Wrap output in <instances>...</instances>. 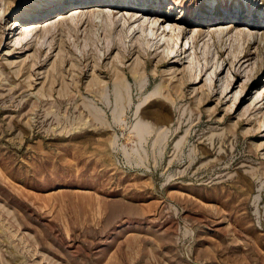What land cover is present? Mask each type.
I'll return each instance as SVG.
<instances>
[{
  "label": "rangeland",
  "instance_id": "1",
  "mask_svg": "<svg viewBox=\"0 0 264 264\" xmlns=\"http://www.w3.org/2000/svg\"><path fill=\"white\" fill-rule=\"evenodd\" d=\"M106 4L0 0V264H264V0H160L162 25L184 29L174 100L149 95L178 56L153 73L164 41L144 45ZM12 21L37 26L28 47ZM117 50L128 93L110 84ZM93 57L109 81L97 96Z\"/></svg>",
  "mask_w": 264,
  "mask_h": 264
},
{
  "label": "bare ground",
  "instance_id": "2",
  "mask_svg": "<svg viewBox=\"0 0 264 264\" xmlns=\"http://www.w3.org/2000/svg\"><path fill=\"white\" fill-rule=\"evenodd\" d=\"M10 1L11 0H8V2H10ZM95 1H97L101 4L107 3L106 5H108L109 7H111V6L126 7V9L128 10L127 12H129V13L131 12V13H130L128 18H126L124 16L121 18L122 26L124 25V21H126V24L129 23V24H127L128 25L127 27L129 30V28L132 26V24L134 22H137L138 23V29L140 30L139 31L140 36L142 37V39H144V40L148 39L146 37L150 36V35L154 36V38L156 39L158 36L159 38L154 43V51L155 52H156V48L159 47V42L161 40L164 41V42L162 41L163 43H165L162 50L160 52H156V58L157 59L155 61L154 67H153V73L156 71V66H158V64L162 63L171 53L172 54H173V52L175 53V55H173V58H174V56H176V57L178 56L176 59H173L171 61V65L165 69V71L167 72L166 74L168 75L167 79L161 80L156 85V87L150 93L149 99L150 100H160V99L174 100L178 97H181L182 95L180 93L173 94L172 91L174 89L178 90V87H180L184 81L182 79V73L178 77L173 78V76L175 75V71L177 69V67H176L177 63H179L181 61V59L184 57V55L181 53L182 52L181 49H178V48L175 49L177 46L178 38H179L180 34L184 33V29L183 28L181 29L178 26H176L174 24L171 25L169 23H166L167 25H165V26L162 25V22L167 20L166 17H159V16L155 15V12L160 11L161 7H163L160 5V0H157V3L154 5H151V6H148L146 1L142 2V3H137L136 0H120L118 3H115L116 0L115 1L114 0H93V2H95ZM66 3L63 1L61 3L58 2L57 6L65 7ZM166 8H170V5H168ZM167 11H169V9ZM224 12H225L224 16L226 17L225 19L229 18L232 21L234 19H239L238 14H240V12H238V10H235V11H227L226 10ZM72 13H73V11H72ZM247 13L248 14L245 16L246 19L249 21V23L254 24V23H252V22H254V19H253V17L251 18L250 10H248ZM33 17H34V15H33ZM149 17H151V18H149ZM57 18H58L57 20H59V18H61V17H57ZM104 18L106 20H108L109 22H111V24L116 23L115 15H113L111 12L105 13ZM212 18L214 19L215 16H212V13H209V16L207 17V19L210 20ZM251 20H252V22H251ZM12 22H13V25H12L13 28L15 30H17V32L19 30V32L17 34L19 36H21L20 38L18 37L15 39V43L17 44V46H20V47H28L29 42L24 41V40H26V37L30 33H32L33 30H35V28L37 26H33L32 23H21V22H17V21H12ZM259 23H261V22H259ZM160 28H161V30H160ZM212 29H214V28L212 27ZM158 31H159V33L156 35V33ZM220 31L223 32L224 29H221ZM242 32H243L242 30H236L235 35L240 36V35H242ZM195 34L197 35V34H199V32H195ZM246 34H248V33H246ZM137 38H136V40H138ZM144 40H143V42H144ZM152 40H154V39H152ZM138 41H137V43H138ZM148 41H149V39L147 40V42L145 40L144 45L148 44ZM141 42L139 41V44H134V45H136V47L134 49H131V52H130L131 53L130 55L131 56L133 55L132 61L128 63V68H129V71L131 73V77L133 78V80L134 81H136V80L140 81L141 80L140 84L138 86L140 90L146 88V84L148 82V76H147L146 71H145L146 64H147V59H146L145 55H146L147 51L145 49L146 47ZM188 48H189V46H188ZM185 51L186 50H183V52H185ZM35 57H36L35 54H32L30 57L31 59L29 58L30 59V64H29L30 68L37 63ZM124 57H125V55L120 50H117V52L111 56L110 73L112 76V81L110 84H111V87H112V90L114 91V93H116V91L119 92L120 90H125L127 92V90L131 88V83H130V81L127 77V74L123 68L124 61H126V59H124ZM23 60H24V58H23ZM23 60H22V62H24ZM59 60L61 62V61H63V58H61ZM71 66L74 67L75 63L71 62ZM189 70H190V68H189ZM90 74H91V78L88 81V83L86 84L87 91L91 95H94V96L102 95V94L106 93L107 90L109 89V81L100 76L101 71H100V68L97 64V59H95V57H93L92 70H91ZM192 77H194V76H192ZM187 78L188 79L191 78L190 74H188ZM78 81L79 80L77 78L76 79L77 90L80 89ZM107 96H108V94H107ZM119 96H120V94H119ZM197 99L200 100L201 99L200 96L197 97ZM130 100H131V98H130Z\"/></svg>",
  "mask_w": 264,
  "mask_h": 264
}]
</instances>
